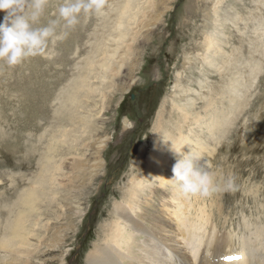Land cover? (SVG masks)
<instances>
[{
    "label": "rangeland",
    "instance_id": "rangeland-1",
    "mask_svg": "<svg viewBox=\"0 0 264 264\" xmlns=\"http://www.w3.org/2000/svg\"><path fill=\"white\" fill-rule=\"evenodd\" d=\"M61 2L50 0L41 25L57 18ZM215 93L230 114L205 142L215 152L205 150L199 162L221 190L184 198L192 207L184 217L207 207L204 239L213 235L218 253L241 254V243L264 226V0H108L103 16H81L51 58L0 62V237L46 163L54 178L28 213L30 255L0 248V264H90L119 217L117 204L144 172L159 112L168 127H180L178 106L192 100L193 116H203ZM227 176L233 189L223 186Z\"/></svg>",
    "mask_w": 264,
    "mask_h": 264
},
{
    "label": "bare ground",
    "instance_id": "bare-ground-1",
    "mask_svg": "<svg viewBox=\"0 0 264 264\" xmlns=\"http://www.w3.org/2000/svg\"><path fill=\"white\" fill-rule=\"evenodd\" d=\"M126 32L128 33V31ZM123 37L124 34L121 33L120 39ZM214 42V38L210 37L208 39L209 47L207 48L211 50L212 47H215ZM211 52H215V48ZM207 61L210 66L214 64L215 58L212 57L211 53L208 54ZM210 97L211 98L207 100V103H205L203 111H205L206 114L203 116L199 115L198 111V113L195 112V116H193L194 112L191 108H193L192 106H194V103L192 100H189L190 102L186 101V105H181L183 107L178 106V110L181 111V116H179L182 117V124L180 123V127H176V125L175 128L168 127V124L164 123L165 120L163 122L162 113L159 112L158 120L153 129L155 140L152 145L151 155L146 160L147 162L145 163L144 172L142 175L133 177L129 192L127 191L128 193L125 198H123V201L120 204H117L118 214L115 213L119 215V217L114 221V225L112 224V230H109L106 234L104 239L105 242L101 246H95L96 252L90 254L88 258L90 264H176V262L179 261L184 262L183 264H261L264 262V256H261V253H264V226H258V228H255L254 232H251L252 235L241 243L243 244L241 246L243 247V253L232 254L231 251H221L218 253L212 244L214 241L210 240L213 235H209L210 241L204 239L206 233L208 234L207 231L210 230H208V225L205 224L206 219L207 221L209 219L207 217L211 215L206 214L208 212L205 211L207 210V207L203 208H206L205 210H203L202 207H195L197 209H193L195 213L193 216L191 215V218L190 213L189 216L184 217L185 212L188 213L190 205L186 203V200L181 195H179L177 190L173 187V182L169 179L173 175L172 169L174 164L183 154L190 153L192 156L202 157V162L204 160L203 154L205 150H208L211 154L212 152H215V148L212 151L209 149L211 145L208 146L205 142L207 139L209 140V138H212V140L216 138V136L214 137V133L220 128V125L222 126L227 122V113L230 114V109L225 107L218 108V95L216 93ZM229 107L231 108V106ZM189 119H192L194 123L193 126H188L187 129L185 125L189 123ZM183 127L186 130L182 129ZM221 128L223 130L224 127ZM173 148L179 150L180 153L175 152ZM51 170L52 166L46 163L41 174L34 182L35 186L33 185L29 191H25L22 194L21 202L25 204V207L23 210L19 211L18 214L16 213V216L12 213L15 216H12L14 219L11 218L9 222H6V235L0 237V248L7 250L10 249L14 251V253L30 255L26 245L29 244V239H34V235L31 233L33 229L31 231L27 226V217L28 213L30 214L35 210V203L41 196L39 187H42L43 185L46 186L54 180L50 173ZM48 172L51 176H48L50 175ZM226 197L228 198V196ZM212 203L216 204V202ZM190 204L192 206V203ZM211 207L212 206L209 208ZM190 208L192 209V207ZM7 218H10V216H7ZM213 222L211 223L215 224ZM247 222L243 223H246L247 225ZM259 222L258 225L261 223ZM216 229L218 228L216 227ZM202 232L204 234H201ZM183 234L190 235L191 237L185 239L187 241L185 243L182 240L184 238L180 236ZM203 240L205 241V244L204 247L201 248L202 245L199 246V244H201ZM190 241H192L195 246H190ZM23 245L28 252L19 249V246L22 247ZM199 249L201 251H199ZM170 250L176 254L173 255V262L168 258L171 256V254H167ZM195 250L197 252H195ZM231 254L238 255L241 259L226 262L223 257L230 256ZM23 257H20L19 260L22 261ZM11 262H13V260H11L10 263Z\"/></svg>",
    "mask_w": 264,
    "mask_h": 264
},
{
    "label": "clouds",
    "instance_id": "clouds-1",
    "mask_svg": "<svg viewBox=\"0 0 264 264\" xmlns=\"http://www.w3.org/2000/svg\"><path fill=\"white\" fill-rule=\"evenodd\" d=\"M49 3L50 0H0V11L4 12L0 22V62L16 67L36 56L51 58L55 45L80 23L81 16L101 17L108 7V0H62L57 18L41 25ZM201 158L183 154L173 166L169 179L185 199L206 198L221 190L216 174L206 164L199 163ZM234 186V177L227 176L224 187Z\"/></svg>",
    "mask_w": 264,
    "mask_h": 264
},
{
    "label": "snow or ice",
    "instance_id": "snow-or-ice-1",
    "mask_svg": "<svg viewBox=\"0 0 264 264\" xmlns=\"http://www.w3.org/2000/svg\"><path fill=\"white\" fill-rule=\"evenodd\" d=\"M223 259L226 262H231V261L239 260L241 259V257H239L238 255H230V256H224Z\"/></svg>",
    "mask_w": 264,
    "mask_h": 264
}]
</instances>
